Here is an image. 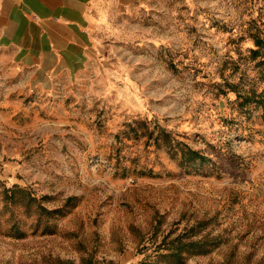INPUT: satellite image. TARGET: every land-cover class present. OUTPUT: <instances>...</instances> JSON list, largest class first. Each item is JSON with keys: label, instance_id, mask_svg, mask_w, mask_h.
I'll return each mask as SVG.
<instances>
[{"label": "rangeland", "instance_id": "374dc122", "mask_svg": "<svg viewBox=\"0 0 264 264\" xmlns=\"http://www.w3.org/2000/svg\"><path fill=\"white\" fill-rule=\"evenodd\" d=\"M105 1L87 71L0 69V264H264V0Z\"/></svg>", "mask_w": 264, "mask_h": 264}, {"label": "crops", "instance_id": "0c3cea01", "mask_svg": "<svg viewBox=\"0 0 264 264\" xmlns=\"http://www.w3.org/2000/svg\"><path fill=\"white\" fill-rule=\"evenodd\" d=\"M103 0H0V69L26 73L36 92L48 77L88 70L110 10Z\"/></svg>", "mask_w": 264, "mask_h": 264}, {"label": "trees", "instance_id": "16d2710c", "mask_svg": "<svg viewBox=\"0 0 264 264\" xmlns=\"http://www.w3.org/2000/svg\"><path fill=\"white\" fill-rule=\"evenodd\" d=\"M264 44V41L261 40L260 38H256V46L257 47H260L261 45ZM260 102L264 105V94L261 95V99H260ZM190 154L195 156L196 158H202L199 154V152H196V151H190ZM203 159V158H202ZM178 255L181 254V251L180 250H177L176 252Z\"/></svg>", "mask_w": 264, "mask_h": 264}]
</instances>
